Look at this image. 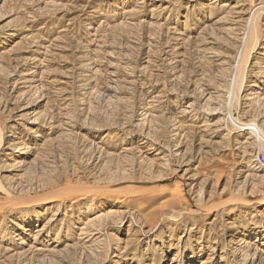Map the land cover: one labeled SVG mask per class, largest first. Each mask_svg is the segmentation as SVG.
I'll return each instance as SVG.
<instances>
[{
	"label": "rangeland",
	"instance_id": "374dc122",
	"mask_svg": "<svg viewBox=\"0 0 264 264\" xmlns=\"http://www.w3.org/2000/svg\"><path fill=\"white\" fill-rule=\"evenodd\" d=\"M0 138V264H264V0H0Z\"/></svg>",
	"mask_w": 264,
	"mask_h": 264
},
{
	"label": "bare ground",
	"instance_id": "6f19581e",
	"mask_svg": "<svg viewBox=\"0 0 264 264\" xmlns=\"http://www.w3.org/2000/svg\"><path fill=\"white\" fill-rule=\"evenodd\" d=\"M259 8V7H258ZM254 14V13H253ZM254 17V16H253ZM255 19V18H254ZM252 20V19H251ZM252 35V34H251ZM254 35V34H253ZM258 36V35H257ZM247 38H249V35L247 36ZM252 37V36H251ZM247 38H246V41H247ZM254 38V37H253ZM258 38V37H257ZM255 39V38H254ZM253 39V41H254ZM251 41V40H250ZM248 42V41H247ZM254 43V42H253ZM243 48H242V59H244L242 61V63L240 64V68H239V73L238 75L239 76H243L244 72H246L249 64H250V59L252 57V55L256 52V49H257V45H247V43H243ZM260 45V44H259ZM239 66V65H238ZM242 78V77H241ZM243 83H241L242 85L245 83V76H243ZM239 79H237L238 81ZM240 81V80H239ZM238 81V83H239ZM241 85V86H242ZM244 86V85H243ZM249 94H252V93H249ZM233 95V94H232ZM230 97V96H229ZM228 97V98H229ZM236 99V98H235ZM229 102V101H228ZM239 130L241 132H244V131H247V130H253L254 131V134H257L259 137L262 136L261 134V130L259 129L258 127V124L254 121L250 122V123H245V124H240V128ZM0 141H2V138H0ZM2 144V143H1ZM178 187V186H177ZM179 188V187H178ZM179 190V189H177ZM113 192V191H112ZM177 193V192H176ZM114 194V193H113ZM175 194V193H174ZM174 196V195H172ZM176 197V196H175ZM60 198L54 194H50V195H44L42 196L40 199H39V203H38V206H49L51 204H53L54 202H57V199ZM174 198V197H173ZM179 198V197H178ZM182 198V197H181ZM62 199V198H60ZM175 199V198H174ZM177 200V199H176ZM181 201V200H180ZM174 203V202H173ZM147 207L145 208H141L139 211L142 212L143 210H145ZM65 239H69V236H66Z\"/></svg>",
	"mask_w": 264,
	"mask_h": 264
},
{
	"label": "built area",
	"instance_id": "2783aa9c",
	"mask_svg": "<svg viewBox=\"0 0 264 264\" xmlns=\"http://www.w3.org/2000/svg\"><path fill=\"white\" fill-rule=\"evenodd\" d=\"M258 163L261 164V165L264 164V157L263 156H261L259 158Z\"/></svg>",
	"mask_w": 264,
	"mask_h": 264
}]
</instances>
